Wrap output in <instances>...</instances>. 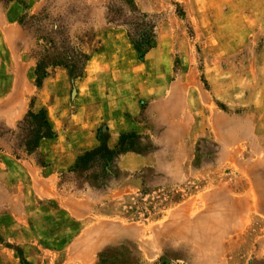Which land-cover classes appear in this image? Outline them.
<instances>
[{"label": "rangeland", "instance_id": "374dc122", "mask_svg": "<svg viewBox=\"0 0 264 264\" xmlns=\"http://www.w3.org/2000/svg\"><path fill=\"white\" fill-rule=\"evenodd\" d=\"M13 2L26 34L15 56L32 66L33 91L18 125L0 132L36 170H52L47 142L64 165L48 188L61 199L34 195L33 181L26 229L0 234L11 253L1 264H62L102 220L126 236L89 264H264V0ZM86 123L95 143L70 159ZM207 209L210 242L152 246Z\"/></svg>", "mask_w": 264, "mask_h": 264}, {"label": "crops", "instance_id": "0c3cea01", "mask_svg": "<svg viewBox=\"0 0 264 264\" xmlns=\"http://www.w3.org/2000/svg\"><path fill=\"white\" fill-rule=\"evenodd\" d=\"M13 1L9 0L4 9H2L0 1V72H9L5 74L0 73V125L6 129L15 128L18 125V122L26 112L29 97L33 91L32 82L29 78L32 66L30 64L27 65L24 58L15 56L17 44L26 39V34H24L17 24L18 13L20 12L17 13L13 10L12 7L15 4ZM4 56H10V58H5ZM51 123L57 130L62 124L60 120L52 121ZM66 128L71 133L75 130L73 124H69ZM92 129V123H86L80 129L87 132L89 136L80 146L76 147L74 145V153L71 154L70 152L68 156L70 159L73 154L76 155L81 149H87L94 145L95 142L90 134ZM48 143L46 145L47 154L50 155L48 158L52 161V170L50 171L49 166L46 165V167L38 171L36 170L34 161L30 157L16 155L10 145L9 138L6 134L0 132V234L2 233L5 241L14 240V232L16 230L26 229V225L30 220V214L27 211L26 205L30 204L29 202L34 194L32 185L34 180L40 185L41 189L34 195L39 194L40 198L51 196L61 199L62 193L59 191H49L48 188L50 182H56L59 178L57 175L50 173L63 168L64 165V159L60 158L61 155H58L56 158L52 152L58 153L62 148L56 147L57 150L52 148L50 152L48 146L53 147L55 141ZM38 172L40 174L36 176ZM71 209L73 211L72 216H81L79 206H72ZM41 211L44 212L46 210L42 208ZM210 213L211 211L207 209L206 212L194 220L184 219L173 222V232L167 233L164 231L163 233L154 235L152 246L159 247L163 237L172 239L171 237L174 236L191 244L197 243L198 239H203L204 243L210 242L207 239L211 238L208 233H214L216 236V230L204 221V216ZM41 222L44 225L48 224L46 216L43 213L41 214ZM227 225L224 226L223 231L227 229ZM70 227L73 230H79L80 224L73 222L70 224ZM178 229L185 231V238L181 237L177 231ZM126 232L127 229L125 227L115 226L112 223L106 222V220L93 224L90 223L87 229L81 232L74 242L63 250L62 264L94 263L100 251H103L109 245L122 242L123 237L126 236ZM201 245L203 246V244ZM10 258L9 247L3 245L0 241V264L7 263L10 261Z\"/></svg>", "mask_w": 264, "mask_h": 264}, {"label": "trees", "instance_id": "16d2710c", "mask_svg": "<svg viewBox=\"0 0 264 264\" xmlns=\"http://www.w3.org/2000/svg\"><path fill=\"white\" fill-rule=\"evenodd\" d=\"M137 45L142 48V46H144V44L141 43H137ZM36 74H40L41 77H44L47 75V72L45 70H41V68L39 66H36V70H35Z\"/></svg>", "mask_w": 264, "mask_h": 264}, {"label": "bare ground", "instance_id": "6f19581e", "mask_svg": "<svg viewBox=\"0 0 264 264\" xmlns=\"http://www.w3.org/2000/svg\"><path fill=\"white\" fill-rule=\"evenodd\" d=\"M228 216V215H227ZM224 217H225V215H224ZM227 218V217H226ZM229 219V218H228ZM243 219V218H242ZM225 222H226V220H225ZM179 233H180V235H181V237L182 238H185V231L184 230H180V229H178L177 230ZM165 232H167V233H171V232H173V227H171V228H167V231H165Z\"/></svg>", "mask_w": 264, "mask_h": 264}]
</instances>
